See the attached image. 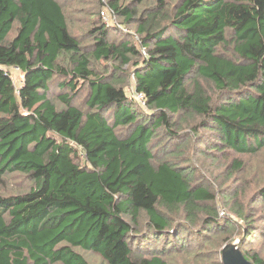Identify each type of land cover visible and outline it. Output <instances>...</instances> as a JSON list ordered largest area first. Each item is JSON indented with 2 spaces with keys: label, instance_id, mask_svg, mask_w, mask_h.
<instances>
[{
  "label": "trees",
  "instance_id": "16d2710c",
  "mask_svg": "<svg viewBox=\"0 0 264 264\" xmlns=\"http://www.w3.org/2000/svg\"><path fill=\"white\" fill-rule=\"evenodd\" d=\"M64 1L0 0V264H169L192 246L224 264L237 231L264 264L248 249L264 181L239 202L264 153V0H103L123 25L83 35ZM15 175L30 186L3 192Z\"/></svg>",
  "mask_w": 264,
  "mask_h": 264
},
{
  "label": "rangeland",
  "instance_id": "374dc122",
  "mask_svg": "<svg viewBox=\"0 0 264 264\" xmlns=\"http://www.w3.org/2000/svg\"><path fill=\"white\" fill-rule=\"evenodd\" d=\"M102 1L103 0L64 1L66 12L68 13V16L70 18L71 29L74 34L83 35L87 30L92 29L94 26H101L102 24H105L106 26L110 25V27H112V30H115L113 26H117L118 28V25H123L116 17H113L109 9L107 10V8H102ZM177 1L178 0H169L168 7L170 9L174 8L177 4ZM121 3L130 4L135 7L139 6L137 3H135L134 0H121ZM153 4V0H148L146 3L141 5L140 12H142L143 9L152 6ZM128 27L130 28L127 29L128 32H130L131 34L136 33V25H130ZM83 39L85 42L90 41L89 35H87ZM102 67H104V65H99V69L103 70ZM11 74L16 85H19L23 79V73H21V71L17 68L12 67ZM130 81L133 84V80L131 79ZM86 94L87 90L84 89L83 93L81 94V98L78 100L77 103L83 104L81 100L86 97ZM56 101L58 104H61L60 102H58L59 100ZM180 122L183 127H186L192 124V122L194 124L195 120L189 119L188 121H182V119H180ZM245 161L247 163V168L244 174L245 178H249L250 182L246 184L245 194L242 195L239 202L244 207H247V201H249L251 194L253 193V190L255 188V182L261 183L264 181V153L261 155L257 154L255 156H247L245 157ZM29 184V179L23 178L20 175H15L13 178L7 179L5 181L3 185V192L21 191L30 186ZM235 233L237 234V236L230 243H237L238 245H240L242 234L240 231H237ZM219 238L220 237L215 239L214 245L212 247L213 251L217 249L219 251L221 250L219 246ZM249 248L258 251L262 256H264V234H255L254 238L250 240V243H248V249ZM207 249L208 247H205L202 249L203 253H197L198 250L194 249V247L192 246V248H190L189 253L183 250L176 251L168 254L166 258L169 264H215V262H217V257L215 253H207ZM76 250L78 252H81V254H83L91 264H107L98 253H94L91 251H83L81 249ZM196 253L198 254L197 256H195ZM143 255L146 256V254Z\"/></svg>",
  "mask_w": 264,
  "mask_h": 264
},
{
  "label": "water",
  "instance_id": "95a60500",
  "mask_svg": "<svg viewBox=\"0 0 264 264\" xmlns=\"http://www.w3.org/2000/svg\"><path fill=\"white\" fill-rule=\"evenodd\" d=\"M222 258L224 264H252L246 259L237 243H229L224 246L222 250Z\"/></svg>",
  "mask_w": 264,
  "mask_h": 264
},
{
  "label": "built area",
  "instance_id": "2783aa9c",
  "mask_svg": "<svg viewBox=\"0 0 264 264\" xmlns=\"http://www.w3.org/2000/svg\"><path fill=\"white\" fill-rule=\"evenodd\" d=\"M144 53H145V52H144ZM137 97H138L139 100H142V99H143L142 94H137Z\"/></svg>",
  "mask_w": 264,
  "mask_h": 264
}]
</instances>
